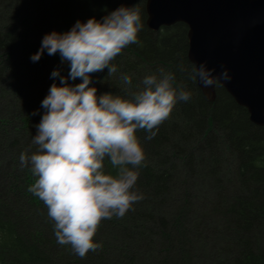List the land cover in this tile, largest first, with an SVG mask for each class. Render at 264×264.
<instances>
[{
    "label": "trees",
    "instance_id": "obj_1",
    "mask_svg": "<svg viewBox=\"0 0 264 264\" xmlns=\"http://www.w3.org/2000/svg\"><path fill=\"white\" fill-rule=\"evenodd\" d=\"M145 1L0 0L1 81L6 82L3 74L16 62L26 68L34 65L30 56L38 50L45 34L67 31L78 19L99 20L123 5L140 10L143 27L138 33V43L123 49L113 61L117 73L108 76L105 68L107 82L92 79L97 95L112 93L131 98L140 90L137 85L142 84V78L159 75L161 71L174 73V87H183L192 94L188 102L176 104L154 139L148 141L143 130L137 131L145 161L139 169L136 190L144 199L135 203L123 218L101 220L93 237L101 247L83 258L75 255L69 245L57 243L47 207L28 191L36 179L31 166L22 167L19 161L9 163L14 168L6 175L9 180L1 178L8 183L5 187L0 183V264H57L58 261L62 264H189L194 254L192 247L196 246L193 231L198 233L201 218L191 216L187 207L188 196L193 191L190 183L184 186L177 183V175L183 165L192 180L197 177L194 171L197 162L202 161L210 170L209 176L216 178L223 150L232 155L229 164H233L237 188L225 195L226 179L215 180L221 192L210 211L223 219L225 225L218 235H225L228 247L222 253L223 260L216 258L211 264H264V127L251 122L247 110L221 86L216 89L213 101L204 97L197 83L188 76L192 63L187 58V26L177 22L158 30L150 29L146 25ZM15 2L24 4L19 13L14 9ZM26 26L29 27L25 29ZM35 63L39 68L63 70L57 66L61 63L58 55L45 53ZM181 66L184 71L180 70ZM63 71L60 74L66 76L68 72ZM123 74L131 77V85L123 84L120 79ZM56 81L59 84L58 78ZM50 85L48 82L36 87L39 90L29 96L28 111L23 113V105L19 103L12 108L19 112L15 126L19 133L30 123L36 125L35 119L43 113L41 101ZM34 112L38 114L33 115ZM0 115L5 117V113ZM6 117L14 119L15 113L10 111ZM19 141L16 138L12 145ZM28 141H32L31 137ZM197 151L201 154L199 158ZM105 168L114 174L107 161Z\"/></svg>",
    "mask_w": 264,
    "mask_h": 264
},
{
    "label": "clouds",
    "instance_id": "obj_2",
    "mask_svg": "<svg viewBox=\"0 0 264 264\" xmlns=\"http://www.w3.org/2000/svg\"><path fill=\"white\" fill-rule=\"evenodd\" d=\"M142 27L140 10L121 5L99 20L78 19L67 31L45 34L30 56L35 63L45 53L58 55L68 73L51 72L59 84L53 82L41 101L43 113L32 138L36 150L22 152L19 161L22 167L31 166L36 179L28 191L47 207L57 243L69 245L81 258L101 247L93 240L101 220L123 218L144 199L136 190L145 161L137 131L143 130L151 141L176 104L191 99L190 91L174 87V73L163 71L146 75L131 98L97 95L93 74L105 68L107 75L117 73L113 61L138 43ZM221 69L214 75L215 68L205 62L193 63L188 76L205 88L214 87L232 79L227 68ZM120 79L131 85L129 75ZM105 161L114 174L106 171Z\"/></svg>",
    "mask_w": 264,
    "mask_h": 264
},
{
    "label": "water",
    "instance_id": "obj_3",
    "mask_svg": "<svg viewBox=\"0 0 264 264\" xmlns=\"http://www.w3.org/2000/svg\"><path fill=\"white\" fill-rule=\"evenodd\" d=\"M145 11L152 30L184 23L188 60L205 62L214 75L227 68L231 81L217 84L264 127V0H146ZM197 85L208 101L215 99L216 85Z\"/></svg>",
    "mask_w": 264,
    "mask_h": 264
},
{
    "label": "rangeland",
    "instance_id": "obj_4",
    "mask_svg": "<svg viewBox=\"0 0 264 264\" xmlns=\"http://www.w3.org/2000/svg\"><path fill=\"white\" fill-rule=\"evenodd\" d=\"M13 6L14 9L19 13L21 11V7L23 8L24 4H18L15 2L13 3ZM3 7L2 10H4L5 8ZM26 19L28 20V17ZM28 27L29 26H26L25 29H27ZM0 63H3L2 59L0 60ZM33 64V66L31 64L30 66H28V68H26V65H20L16 62V64L14 63V65L11 66V69L9 71L7 70L8 73L6 71V74H3L6 82L0 80V113H5V117H1L2 115H0V175L2 176H0V183H2L4 187L8 182H3L1 178L6 179V181L9 180L6 175L12 173V170L14 169L10 167L9 163H15L16 161L18 162L19 156L22 152L30 155L32 152H34V149H36V146H33L32 141H28L30 137L32 140L33 136L36 134L35 125H32V123H30L31 125H29L27 129L23 128V130L19 133L15 127L18 124L16 123V121L18 120L19 112L18 110L14 112L15 109L12 108L16 105L21 104L23 105L21 109L24 108L25 110H23V113L28 111L30 108L29 96L39 90L38 88L36 89V87L47 85L48 82L50 84H52L53 82L58 84L56 80L54 81L52 78H50V76H46L47 72H50L51 74V72L56 68H51L50 70V67L39 68L40 65H37L36 63ZM59 65L61 69L68 72L67 65L57 63V66ZM63 70H61L60 72H64ZM104 73V71L95 73L93 74V78L98 80L100 79L103 82H107L109 79ZM142 80L143 78L141 79V82ZM69 82L75 83L73 81ZM219 86L220 85L217 84L215 86V89H217ZM137 87L138 89H141L143 85L140 84L137 85ZM7 104L10 105L11 108L8 106L5 107ZM6 110H8L9 112L11 111L13 114L15 113L14 119L9 118L10 116L6 117L9 113ZM40 118L41 117H37V119H35L36 125L39 123ZM16 138L20 139L19 144L12 145L13 140H15ZM195 153H197V158L201 156L199 151ZM222 153L223 156L218 159L219 173L217 172V174L215 175L216 178L209 176L208 173L210 172V170L206 169V166L202 163V161L197 162L198 167L196 170H194L195 174H197V177L192 178V180H190V178L188 177L189 173L187 171L184 172L185 169L182 164L181 170L177 175L176 181L180 185L184 186L186 185V183H190V187L193 193L188 196L189 199L187 208L188 210H190L191 216L194 215V217H198V215H200L199 218H201V220L199 224L204 228L202 230V227H198V233L200 234H198L195 230L193 231L194 233H196L193 235L196 246L192 247L194 254L192 255L189 264H211L213 261H215L216 258L223 260L222 257L224 256H222V253L228 247L225 235H218V231H222L224 228V221L220 217V215H214L210 211L213 202L217 201V196H220L221 192L218 187L219 185L215 182V180H217L219 177H223L224 180L226 179V183H223L227 186V188L225 189L226 193H224L225 195L228 194V192L230 193V191H233L237 183V179L233 174V164H229L231 162L230 159L232 155L227 150H223ZM193 180H197L196 183L198 184H193ZM229 181H232L233 183L231 182L227 185ZM167 213L168 211L165 213V216H168ZM101 232L102 231H100V233ZM140 233L143 232L140 231ZM198 235L200 238L198 237L197 240L195 239V237H197ZM222 237L223 239H225V241L220 240ZM62 263V261L57 262V264Z\"/></svg>",
    "mask_w": 264,
    "mask_h": 264
}]
</instances>
